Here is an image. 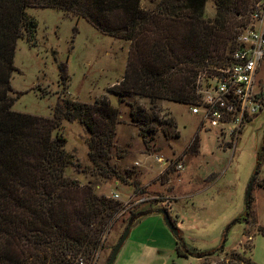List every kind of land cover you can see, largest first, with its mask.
Returning a JSON list of instances; mask_svg holds the SVG:
<instances>
[{
	"label": "rangeland",
	"instance_id": "374dc122",
	"mask_svg": "<svg viewBox=\"0 0 264 264\" xmlns=\"http://www.w3.org/2000/svg\"><path fill=\"white\" fill-rule=\"evenodd\" d=\"M160 1L139 0V5L152 10ZM202 9L204 17H212V0H205ZM24 12L33 19L34 31L31 38L22 33L15 39L9 109L48 116L59 96L90 103L101 94L117 109L109 174L96 171L87 159V135L76 121L62 120L51 132L64 138L62 147L69 154L62 175L88 184L96 195L116 194L110 198L121 205L93 255H82L83 264H104L128 212L141 210L145 212L128 224L110 264H213L229 249L264 264V231L257 230L264 226V57L255 77L262 107L234 138L226 132L229 125L220 133L200 123L187 103L159 100L157 115L166 113L174 125L162 126L167 135L157 127L144 144L128 107L137 104L148 111L147 100L136 95L118 100L105 92L123 73L127 40L100 32L70 9L25 7ZM59 63L64 65L63 82ZM193 137L196 146L189 152ZM252 174L246 208L244 194ZM158 209L166 211L175 234ZM234 217L240 219L231 223ZM177 248L190 253L178 254ZM195 251L213 253L196 257Z\"/></svg>",
	"mask_w": 264,
	"mask_h": 264
},
{
	"label": "trees",
	"instance_id": "16d2710c",
	"mask_svg": "<svg viewBox=\"0 0 264 264\" xmlns=\"http://www.w3.org/2000/svg\"><path fill=\"white\" fill-rule=\"evenodd\" d=\"M204 2L161 0L143 10L139 0H0V264H76L77 257L93 255L121 207L62 175L69 154L62 147L64 138L51 135L62 120L76 121L86 132V157L93 168L102 175L113 172L107 160L117 109L104 94L90 103L59 96L48 116L9 109L15 39L22 33L31 38L34 31L24 8L70 9L100 32L127 40L123 73L105 92L118 100L129 95L147 100L148 111L137 104L128 107L129 120L145 144L157 127L167 135L162 126L174 125L166 113L157 115V101L194 104L198 70L223 62L238 28L246 24L249 0H212L210 18L203 16ZM58 68L63 82L64 65ZM194 137L189 152L196 146ZM144 212H128L123 227ZM177 253L190 252L177 248ZM211 253L195 251L194 256ZM224 254L213 264H254L234 249Z\"/></svg>",
	"mask_w": 264,
	"mask_h": 264
},
{
	"label": "built area",
	"instance_id": "2783aa9c",
	"mask_svg": "<svg viewBox=\"0 0 264 264\" xmlns=\"http://www.w3.org/2000/svg\"><path fill=\"white\" fill-rule=\"evenodd\" d=\"M264 57V0H249L246 24L239 27L234 43L223 62L198 70L194 77L197 100L188 106V112L197 114L200 123L216 127L234 138L250 115L263 104L262 90L255 77ZM161 162V157H155ZM179 166V165H177ZM110 197H116L111 194ZM83 264L82 258L75 259Z\"/></svg>",
	"mask_w": 264,
	"mask_h": 264
},
{
	"label": "water",
	"instance_id": "95a60500",
	"mask_svg": "<svg viewBox=\"0 0 264 264\" xmlns=\"http://www.w3.org/2000/svg\"><path fill=\"white\" fill-rule=\"evenodd\" d=\"M252 177H253V174L251 175V177H249V180H248V183H247V186H246V192L244 194V197L246 198L247 197V194H249V190H250V185H251V181H252ZM161 215H162V218L167 226V228L175 234V228L173 227L174 225L171 223V221L168 219V215L166 213L165 210H162V209H158L157 210ZM127 230H128V225L126 224L121 233L119 234L117 240L114 242V244L112 245L111 249H110V252H109V255L108 257H106V260L104 262V264H110L111 263V260L112 258L114 257L121 241L124 240L126 234H127Z\"/></svg>",
	"mask_w": 264,
	"mask_h": 264
}]
</instances>
